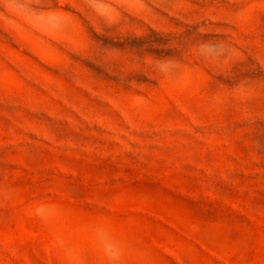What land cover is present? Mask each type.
<instances>
[{"label": "rangeland", "instance_id": "obj_1", "mask_svg": "<svg viewBox=\"0 0 264 264\" xmlns=\"http://www.w3.org/2000/svg\"><path fill=\"white\" fill-rule=\"evenodd\" d=\"M0 264H264V0H0Z\"/></svg>", "mask_w": 264, "mask_h": 264}]
</instances>
